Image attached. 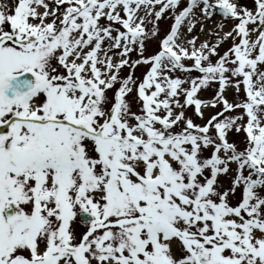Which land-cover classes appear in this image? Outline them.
<instances>
[{
    "label": "snow or ice",
    "instance_id": "1",
    "mask_svg": "<svg viewBox=\"0 0 264 264\" xmlns=\"http://www.w3.org/2000/svg\"><path fill=\"white\" fill-rule=\"evenodd\" d=\"M0 264H264V0H0Z\"/></svg>",
    "mask_w": 264,
    "mask_h": 264
},
{
    "label": "rangeland",
    "instance_id": "2",
    "mask_svg": "<svg viewBox=\"0 0 264 264\" xmlns=\"http://www.w3.org/2000/svg\"><path fill=\"white\" fill-rule=\"evenodd\" d=\"M215 21L216 22H219V17H216L215 18ZM171 24V21L170 20H166V21H163L162 22V24H161V27H162V29L163 30H167V28H168V26ZM230 26V25H229ZM199 27V26H198ZM215 27V22H213V21H209V22H207V26H206V29H205V31L203 32V33H199V35H200V39L201 40H204V39H206V38H208V32L211 30V29H213ZM227 30V29H226ZM162 34H163V32H162ZM213 39H214V37H213ZM150 51H151V49H150ZM144 71V68H140V69H138L137 70V75H139L140 73H142Z\"/></svg>",
    "mask_w": 264,
    "mask_h": 264
}]
</instances>
